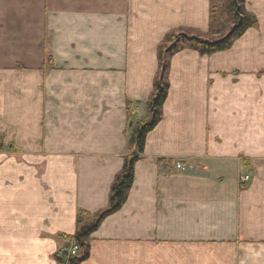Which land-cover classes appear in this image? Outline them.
I'll list each match as a JSON object with an SVG mask.
<instances>
[{"label":"crops","instance_id":"crops-1","mask_svg":"<svg viewBox=\"0 0 264 264\" xmlns=\"http://www.w3.org/2000/svg\"><path fill=\"white\" fill-rule=\"evenodd\" d=\"M247 7L259 28L231 50L171 59L129 198L81 264H264V0ZM178 29L208 34L210 0H0V264H62L79 214L108 207L129 104L145 115Z\"/></svg>","mask_w":264,"mask_h":264},{"label":"trees","instance_id":"trees-1","mask_svg":"<svg viewBox=\"0 0 264 264\" xmlns=\"http://www.w3.org/2000/svg\"><path fill=\"white\" fill-rule=\"evenodd\" d=\"M247 0H210V30L204 34L189 29L168 33L158 48L159 72L154 91L145 103L146 113L137 120L133 118L129 104L130 135L128 152L122 171L117 175L110 193L108 207L91 216L80 213L78 232L74 237H65L78 247L79 256L69 264H81L89 257L88 240L104 220L117 213L127 202L135 179V165L144 154L148 135L163 119V108L168 99L171 59L184 50L197 51L202 56H211L231 50L249 30L258 29L257 18L246 9ZM217 8V12L215 11ZM162 163V162H160Z\"/></svg>","mask_w":264,"mask_h":264},{"label":"rangeland","instance_id":"rangeland-1","mask_svg":"<svg viewBox=\"0 0 264 264\" xmlns=\"http://www.w3.org/2000/svg\"><path fill=\"white\" fill-rule=\"evenodd\" d=\"M246 9H247V11H248L249 13L253 14V13L248 9V7H247V3H246ZM215 11L217 12V8H216ZM217 13H218V12H217ZM253 15H254V14H253ZM254 16L257 18L256 15H254ZM257 20H258V18H257ZM258 23H259V22H258ZM66 242H67V241H66ZM68 242H69V243H67V248H68V249H66L67 252H62V253H60V254L58 255V258H59V260H60V262H61L62 264H69L71 258H73L74 256H79L78 253H77V254H72V253H71L72 250H71L70 243H72V242H71V241H68Z\"/></svg>","mask_w":264,"mask_h":264},{"label":"built area","instance_id":"built-area-1","mask_svg":"<svg viewBox=\"0 0 264 264\" xmlns=\"http://www.w3.org/2000/svg\"><path fill=\"white\" fill-rule=\"evenodd\" d=\"M176 170L181 171V172H187L188 171V167L183 163V162H177L176 165ZM250 180V176H244L240 179V183L242 185H244L245 183H247ZM71 246V250H72V254H77L78 253V247L76 245H74L73 243L70 244Z\"/></svg>","mask_w":264,"mask_h":264}]
</instances>
